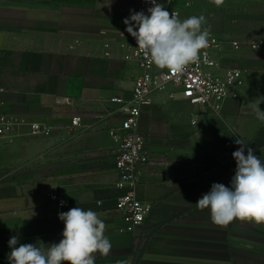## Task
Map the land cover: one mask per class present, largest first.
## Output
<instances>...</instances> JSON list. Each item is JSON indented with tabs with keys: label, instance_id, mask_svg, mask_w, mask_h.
<instances>
[{
	"label": "crops",
	"instance_id": "obj_1",
	"mask_svg": "<svg viewBox=\"0 0 264 264\" xmlns=\"http://www.w3.org/2000/svg\"><path fill=\"white\" fill-rule=\"evenodd\" d=\"M224 1L227 37L264 43V0ZM222 6L213 1L212 16ZM130 10L138 12L137 0H0V100L9 113L51 129L0 137V264H9L12 236L44 249L63 238L54 193L66 200L63 212L91 209L106 224L111 248L96 254L95 264H264V225L221 227L196 207L213 183L231 186L237 138L264 161V122L252 108L260 102L264 111V46L224 61L245 72V87L220 114L154 97L141 124L152 164L139 189L152 213L134 234L117 231L109 130L118 119L108 113L111 99L130 94L140 75L125 61ZM60 98L71 105L58 106ZM75 117L80 127H72Z\"/></svg>",
	"mask_w": 264,
	"mask_h": 264
},
{
	"label": "built area",
	"instance_id": "obj_2",
	"mask_svg": "<svg viewBox=\"0 0 264 264\" xmlns=\"http://www.w3.org/2000/svg\"><path fill=\"white\" fill-rule=\"evenodd\" d=\"M208 0H158L169 12L179 13ZM138 12L152 7L144 0H137ZM127 50L125 61L140 70L130 94H121L111 99L110 118H117L116 126L109 130L115 145L113 156L117 174L115 184L119 192L116 197L115 210L119 215L117 231L123 234H134L143 228L152 208L139 198L141 178L151 166V150L148 137L141 131L144 112L153 104L154 97L166 94L170 100H182L196 108L208 109L220 114L223 104L228 100L242 98L245 87V72L239 68L225 67L224 61L235 54L250 48L256 50L264 43H243L227 35L210 33L209 46L202 50L198 62L191 64L182 74L176 75L159 70L143 54L138 53L136 40L129 34L124 36ZM72 101L60 98L58 106H70ZM82 118L72 119V127H80ZM17 129H26L29 135H49L50 128L43 123L30 122L26 118L9 113L5 102L0 100V137L12 136ZM231 151L230 159L236 163ZM247 154V152H245ZM58 213L63 212L66 200L58 193L49 195ZM63 201V205L61 204Z\"/></svg>",
	"mask_w": 264,
	"mask_h": 264
},
{
	"label": "clouds",
	"instance_id": "obj_3",
	"mask_svg": "<svg viewBox=\"0 0 264 264\" xmlns=\"http://www.w3.org/2000/svg\"><path fill=\"white\" fill-rule=\"evenodd\" d=\"M144 2L152 7L147 14L130 10L129 17L123 20L126 32L136 40L138 53L157 69L182 74L198 62L202 50L209 46L211 29L205 27L206 18L193 15L181 19L179 13L169 12L158 0ZM259 104L252 108L257 120L264 122ZM235 143L240 147L232 153L236 169L231 186L213 183L196 207L200 211L207 209L211 221L221 227L234 221L264 225V161L243 138H237ZM58 217L64 223L59 243L44 249L32 243H19V237L12 236L8 242L9 264H95L96 254L109 253L106 224L97 212L73 207Z\"/></svg>",
	"mask_w": 264,
	"mask_h": 264
},
{
	"label": "rangeland",
	"instance_id": "obj_4",
	"mask_svg": "<svg viewBox=\"0 0 264 264\" xmlns=\"http://www.w3.org/2000/svg\"><path fill=\"white\" fill-rule=\"evenodd\" d=\"M213 1L216 0H208L205 2L204 7H198L201 6V3H198L197 5L193 6L192 8H185L182 10V19L187 18L189 16H200L203 15L206 18V24L205 27H210L211 32L213 34L217 35H228L227 32V22L224 21V17L222 13H226L227 6L226 1L223 0L222 2V9L219 11V15L214 13L215 16H212V4ZM215 11V9H214ZM217 12V11H216Z\"/></svg>",
	"mask_w": 264,
	"mask_h": 264
}]
</instances>
